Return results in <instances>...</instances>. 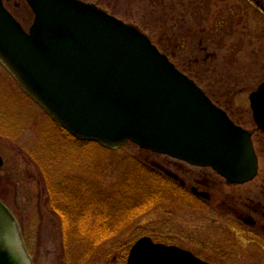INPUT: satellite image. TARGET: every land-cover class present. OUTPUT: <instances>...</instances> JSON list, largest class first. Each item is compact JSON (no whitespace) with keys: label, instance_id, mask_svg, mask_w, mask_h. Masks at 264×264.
Returning a JSON list of instances; mask_svg holds the SVG:
<instances>
[{"label":"rangeland","instance_id":"374dc122","mask_svg":"<svg viewBox=\"0 0 264 264\" xmlns=\"http://www.w3.org/2000/svg\"><path fill=\"white\" fill-rule=\"evenodd\" d=\"M3 1L28 30L33 12L26 1ZM83 1L136 25L234 123L253 131L248 97L264 81V0ZM253 143L259 158L257 176L229 185L209 167L192 166L130 142L116 149L77 142L24 94L0 62V199L19 222L34 264H126L129 248L145 235L211 264H264V132L255 130ZM46 156L54 162L50 169L40 165L47 163ZM61 165L64 177L57 173ZM140 165L170 168L210 198L192 206L175 186L166 184L159 202L140 208L108 239L94 232L85 236L90 230L82 231L74 219L69 226L62 222L49 195L46 172L56 180L60 175L89 182L102 199L124 186L126 197L139 202L158 192L161 183ZM126 174L132 182L125 183ZM126 197L118 199L120 205L127 204ZM248 217L254 224L246 222ZM76 232L82 233L78 237Z\"/></svg>","mask_w":264,"mask_h":264},{"label":"water","instance_id":"95a60500","mask_svg":"<svg viewBox=\"0 0 264 264\" xmlns=\"http://www.w3.org/2000/svg\"><path fill=\"white\" fill-rule=\"evenodd\" d=\"M25 1L34 15L28 30L0 0V61L69 134L106 148L131 142L210 167L230 184L256 176L253 131L235 124L145 33L83 0ZM249 102L264 132V82ZM0 264H33L1 201ZM127 264L209 263L143 236Z\"/></svg>","mask_w":264,"mask_h":264},{"label":"trees","instance_id":"16d2710c","mask_svg":"<svg viewBox=\"0 0 264 264\" xmlns=\"http://www.w3.org/2000/svg\"><path fill=\"white\" fill-rule=\"evenodd\" d=\"M67 137L71 138L69 135ZM62 143L64 144V141ZM46 159L47 163H44V165L40 162L41 167L44 169L53 167L54 162L49 161L50 159L47 156ZM62 166H57V173L64 177ZM140 166L142 169L144 168L142 165ZM144 169L147 170V168ZM46 173L49 195H51V201L55 204V209L59 212L62 222L69 226L73 223L70 219H74L76 225L78 228H82V231H86L87 228L90 230V233L83 232L85 236L91 237L92 232H94L98 236H105L106 234L107 239L111 237L109 233L113 229L126 225L127 218L132 219L140 208L148 207L153 201L159 202L158 199L162 195L161 192H163L164 185L169 184L172 186L169 181H166L161 176H157V178H160L161 183L164 184H158V192L147 194L143 199H139V202L126 197L128 193H126L124 186H122L123 189L120 187L112 194H109L107 198L102 199L101 195L95 192L94 186L89 184V182L79 178H74L72 181L69 178L62 179L59 177L60 175L57 176L58 180H56V178L52 179L49 176L51 174L54 177V174L50 170ZM126 175L127 178L130 177L128 174ZM132 179H126L125 183L132 182ZM178 191L180 192V190ZM122 196L128 200L125 206L120 205L118 202V199ZM121 199L123 200V198ZM187 201L192 206L197 203L194 197H187ZM88 229L87 231H89ZM80 233L82 232H76L78 237L81 235Z\"/></svg>","mask_w":264,"mask_h":264},{"label":"flooded vegetation","instance_id":"af4514ba","mask_svg":"<svg viewBox=\"0 0 264 264\" xmlns=\"http://www.w3.org/2000/svg\"><path fill=\"white\" fill-rule=\"evenodd\" d=\"M145 167V166H144ZM149 167V166H148ZM147 167V170L150 172L152 171L155 173L156 177L161 176L166 181L168 180L173 186L177 188V190H180V192L187 197H194L198 200H208L210 198V194L207 191H204L199 185H193L189 186L188 183H190V180H183L181 179L176 172H172L171 170L167 168H163L162 166L154 165L153 167ZM146 168V167H145ZM160 179V178H159ZM160 184V182H158ZM193 184V183H191ZM192 188H195V191H192ZM206 193L207 195L203 194ZM246 222L249 224H254V220L251 217H248L245 219Z\"/></svg>","mask_w":264,"mask_h":264}]
</instances>
